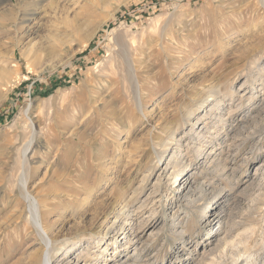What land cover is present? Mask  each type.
Here are the masks:
<instances>
[{"label":"rangeland","instance_id":"rangeland-1","mask_svg":"<svg viewBox=\"0 0 264 264\" xmlns=\"http://www.w3.org/2000/svg\"><path fill=\"white\" fill-rule=\"evenodd\" d=\"M29 140L53 264L264 258V7L0 0V264L44 251Z\"/></svg>","mask_w":264,"mask_h":264},{"label":"bare ground","instance_id":"bare-ground-1","mask_svg":"<svg viewBox=\"0 0 264 264\" xmlns=\"http://www.w3.org/2000/svg\"><path fill=\"white\" fill-rule=\"evenodd\" d=\"M257 1V4H259L260 6H263L264 7V0H256ZM206 102V99L204 100ZM203 101V103H204ZM33 126V125H32ZM33 132V131H32ZM30 141V140H29ZM33 141V140H32ZM32 141H30L28 144H27V147L26 149H24V153H23V161L22 163L20 164V173L18 175V183H19V188L24 192V201L26 202V205H27V212H28V221L30 222V224L34 227V229L36 230V233L40 236L41 240L43 241L44 243V251L43 253L41 254V257H40V261H39V264H53L51 262V258L49 257V252L50 250L52 249V245L53 243H55V241L53 240L52 242V239L51 237L48 236L47 232H46V229L43 227L42 225V222H41V215H40V210H39V207H38V204L35 200L34 197H32L30 195V193L27 191V188H26V185H27V178H26V175H25V172H24V165L25 163L27 162V151L29 152V150H31V147H32ZM29 161V160H28ZM254 179V178H253ZM186 184V183H185ZM183 185V184H182ZM190 185V184H189ZM189 188V187H187ZM186 186H180L179 189L180 191H185L186 189ZM190 191V190H189ZM188 192V191H186ZM189 193V192H188ZM184 195V194H183ZM182 195V196H183ZM42 210V209H41ZM222 224V223H221ZM131 225V224H130ZM48 226V225H47ZM111 226V225H110ZM115 226V225H114ZM133 226V225H132ZM49 227V226H48ZM109 228V227H108ZM114 228V227H113ZM132 229V228H131ZM114 230V229H113ZM133 230V229H132ZM48 231V230H47ZM133 232V231H132ZM210 232V231H209ZM219 233V231H218ZM133 234V233H132ZM211 234L213 235L214 233L211 232ZM136 235V234H135ZM217 235V233H216ZM134 236V235H132ZM135 237V236H134ZM133 237V238H134ZM139 240V239H138ZM129 241V240H128ZM57 242V241H56ZM56 244V243H55ZM130 245V243H129ZM128 245V246H129ZM55 247V246H54ZM127 248V247H125ZM55 249V248H54ZM239 249V248H238ZM53 250V249H52ZM51 250V251H52ZM135 252V251H134ZM259 253V252H258ZM238 254V252H237ZM190 253L187 254V256H189ZM235 255V254H234ZM243 255V254H242ZM246 255V254H245ZM207 256V255H206ZM237 256V255H235ZM240 256V255H239ZM238 257V256H237ZM245 257V256H244ZM263 257V256H262ZM233 258V256H232ZM235 258V257H234ZM242 258V257H241ZM203 259V257H202ZM231 259V258H230ZM187 261H185V264H192V262H190L188 259H186ZM192 260V259H190ZM242 260V259H241ZM239 260V261H241ZM233 263H234V259H232ZM235 261H236V258H235ZM238 261V262H239ZM55 262V261H54ZM59 262V261H58ZM228 263V262H227ZM56 264V263H55ZM66 264H77V260L75 259V257H71L69 256V259H68V262ZM196 264V263H195ZM206 264V263H204ZM236 264V263H235ZM239 264H264V258H255V257H248L244 260H242Z\"/></svg>","mask_w":264,"mask_h":264}]
</instances>
